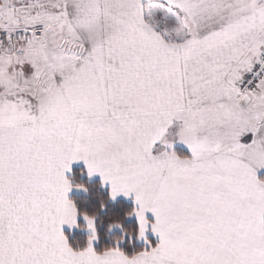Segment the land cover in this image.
I'll return each instance as SVG.
<instances>
[{
    "label": "snow or ice",
    "instance_id": "6c2138e0",
    "mask_svg": "<svg viewBox=\"0 0 264 264\" xmlns=\"http://www.w3.org/2000/svg\"><path fill=\"white\" fill-rule=\"evenodd\" d=\"M262 169L264 0H0V264H264Z\"/></svg>",
    "mask_w": 264,
    "mask_h": 264
},
{
    "label": "trees",
    "instance_id": "16d2710c",
    "mask_svg": "<svg viewBox=\"0 0 264 264\" xmlns=\"http://www.w3.org/2000/svg\"><path fill=\"white\" fill-rule=\"evenodd\" d=\"M178 152L185 153L181 151ZM69 177H75L77 180L83 181L87 183L89 186L90 192L88 194L71 195V199H73L74 202L77 203L80 209L91 212L99 208V202L101 199L108 201L106 208L102 212H100V215L98 217L100 239L99 242H94V244L97 248H100L105 244H110L112 242L110 238L119 236L120 230L114 229L113 231L108 232L107 224L109 220L113 217L123 218L125 211L131 210L133 206L130 203L122 200H117L114 202L108 200L107 190L102 189L98 182H88L86 178L81 177V169L72 170L71 173L69 174ZM261 177L264 176L261 175ZM101 220H103V223H101ZM78 223L82 224L80 220L78 221ZM123 223L125 228L136 227V220L133 217L124 219ZM65 233L66 235H68L70 242H74V241L84 242L87 237V234L80 232H65ZM134 243L136 247H140L142 245L138 241H134ZM124 246L127 247V244H125Z\"/></svg>",
    "mask_w": 264,
    "mask_h": 264
},
{
    "label": "crops",
    "instance_id": "0c3cea01",
    "mask_svg": "<svg viewBox=\"0 0 264 264\" xmlns=\"http://www.w3.org/2000/svg\"><path fill=\"white\" fill-rule=\"evenodd\" d=\"M176 150L177 151H181V152H187V148L183 145V144H177L176 145ZM75 169H81V170H84V174L83 175H81V177H84V178H86V180L88 181V182H98L99 183V185H100V182H101V178H100V176L97 174V175H94L92 178H88L87 177V174H86V167H85V164H84V162L83 161H79V162H74L73 164H72V170H75ZM71 172H68V173H66V175H68L69 176V174H70ZM258 175H263L264 176V169H262V170H259V172H258ZM101 187V186H100ZM102 189H104V190H107V192H108V194H109V188H110V186L109 185H105L104 187H101ZM72 193H73V190H71L70 192H69V194H68V197H69V199H71V195H72ZM117 200H122V201H125V202H128V203H130L132 206H134V197L133 196H129V197H124L123 196V194H121V195H119L117 198H116V200L115 201H117ZM110 201H112V200H110ZM112 202H114V201H112ZM147 216H149V218H151V213H147L146 214ZM82 218V217H81ZM80 218V219H81ZM78 219H79V217H78ZM136 219V218H135ZM83 220V219H82ZM75 228L76 227H71V228H69V226L68 225H64L63 226V230H64V232H74L75 231ZM140 244H142L143 242L142 241H138Z\"/></svg>",
    "mask_w": 264,
    "mask_h": 264
},
{
    "label": "clouds",
    "instance_id": "9594fccd",
    "mask_svg": "<svg viewBox=\"0 0 264 264\" xmlns=\"http://www.w3.org/2000/svg\"><path fill=\"white\" fill-rule=\"evenodd\" d=\"M107 202H108L107 200H103L102 199V203L107 204ZM134 212H135V208L132 207L131 210L125 211L123 218H119V217L111 218L109 220L108 224H107V227L123 225L124 219L129 218L130 216H132L134 214ZM81 214L82 215L83 214H88L90 219H96L97 216H98V211H93L91 213H88L87 210H82ZM101 222L103 223V220H101ZM81 227L83 229L85 226H81ZM125 231L128 232L129 235H131V229L130 228L125 229ZM120 238L122 239V237H120Z\"/></svg>",
    "mask_w": 264,
    "mask_h": 264
},
{
    "label": "rangeland",
    "instance_id": "374dc122",
    "mask_svg": "<svg viewBox=\"0 0 264 264\" xmlns=\"http://www.w3.org/2000/svg\"><path fill=\"white\" fill-rule=\"evenodd\" d=\"M72 194H85V193H83V192H81V191H79V190L73 189V193H72ZM132 217L135 219V216H132ZM80 218H81V217H79L78 221L80 220V221L82 222V224H85V221L82 220L83 218H81V219H80ZM135 220H136V219H135ZM74 232L85 233V234L88 235V232H87L86 229H82V228H79V227H76Z\"/></svg>",
    "mask_w": 264,
    "mask_h": 264
}]
</instances>
